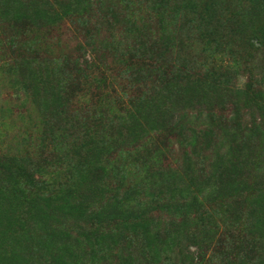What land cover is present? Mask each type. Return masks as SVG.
<instances>
[{
    "label": "rangeland",
    "instance_id": "rangeland-1",
    "mask_svg": "<svg viewBox=\"0 0 264 264\" xmlns=\"http://www.w3.org/2000/svg\"><path fill=\"white\" fill-rule=\"evenodd\" d=\"M220 1L0 3V187L19 198L0 264L13 246L39 248L17 264H264V13ZM204 216L200 259L182 242Z\"/></svg>",
    "mask_w": 264,
    "mask_h": 264
},
{
    "label": "trees",
    "instance_id": "trees-1",
    "mask_svg": "<svg viewBox=\"0 0 264 264\" xmlns=\"http://www.w3.org/2000/svg\"><path fill=\"white\" fill-rule=\"evenodd\" d=\"M10 2H7L5 0H0V3L4 6H6L5 8L7 9L8 13H11V15L13 16H17L20 13V0H10ZM203 1L204 4L208 5V7H210L211 9H215V7L221 3L220 0H193V3L196 5L198 2ZM253 3L255 5H253L254 9L256 10L255 15L257 16L258 13H264V0H252ZM264 16V15H263ZM24 96V95H23ZM181 99H178L177 101V105L180 104ZM256 110L258 109H254V113L256 112ZM254 113H251V117L253 118V124H252V128H254L252 130V134L255 135V143L256 144H262V141L264 138V123L262 122V120L259 119H255L254 118ZM6 161V157L4 155H0V164L5 163ZM13 162L15 165L18 166L20 173L22 175V178L25 182L30 183L32 181V174H31V168L30 165L27 163L26 158H21V159H13ZM6 170V169H5ZM165 172V173H164ZM155 174V168L154 167H149L148 169H146V179H150L152 177H154ZM161 177H162V181L166 180L167 182H165L166 184H170L171 185V191L172 192H179V191H190V187H188L187 185L183 184L182 186H174L171 183H174L179 175L177 174V172L175 170H170L169 173L166 174V171L164 170L161 173ZM180 182V181H179ZM165 185V184H164ZM12 192H10L8 189L6 188H2L0 187V226L7 228L8 224L6 225H2L5 224V220L4 218H8V213L11 210V206L13 205H18L19 204V198L17 196H12L11 194ZM22 206V205H21ZM39 210H41L42 208H40V206L38 207ZM209 218V217H208ZM208 218L206 216H204L202 218L203 222H202V229L200 231H196L195 233H192L189 237L186 238V240L184 242H182V246H184L185 242H187L189 245L188 247H193L194 248V254H196V256L199 255V258L201 259L202 257V251L205 249L207 250L209 247H211L213 245L214 239L217 236L218 230L217 227H213L211 225L210 220H208ZM3 221V222H2ZM187 221L190 223L191 219L189 217H184L182 219L183 222L182 224L187 223ZM138 223H140L141 225L146 223V218L142 219V220H138ZM1 236H2V240L3 242H6V240H9V236L7 234V232H5V230H2L1 232ZM25 239V237H24ZM27 247H31V246H27ZM39 248L38 247H31L28 253V257H22L19 253L18 247L17 246H13L10 250V248H8V251L5 252L3 258L4 260H6L7 262H9V264H17L22 260H26V261H33L35 254L38 253ZM190 254H192L191 252H189ZM192 254V255H194ZM182 258V264H184L185 260L187 261L188 264V256L181 254L180 255ZM18 260V262H17ZM47 258L45 259V264H46ZM51 262V260H50ZM31 264V263H29Z\"/></svg>",
    "mask_w": 264,
    "mask_h": 264
}]
</instances>
